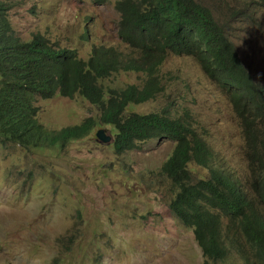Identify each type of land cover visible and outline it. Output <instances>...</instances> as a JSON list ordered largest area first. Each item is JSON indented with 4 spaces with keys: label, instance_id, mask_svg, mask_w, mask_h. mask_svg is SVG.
Here are the masks:
<instances>
[{
    "label": "rangeland",
    "instance_id": "rangeland-1",
    "mask_svg": "<svg viewBox=\"0 0 264 264\" xmlns=\"http://www.w3.org/2000/svg\"><path fill=\"white\" fill-rule=\"evenodd\" d=\"M200 1L226 23L245 65L264 82V0ZM5 2L22 40L41 33L57 46L77 49L84 59L95 44L130 51L118 36L116 0ZM164 72H169L165 95L132 103L130 110L148 114L176 105L175 112L190 113L208 130L223 167L253 194L250 181L258 160L250 155L230 100L192 56L171 53ZM142 75L120 72L112 84H140ZM37 105L50 129L99 117L97 106L82 97L56 95ZM101 128L113 134L110 126L98 125L64 147L0 141V264H56V258L64 259L61 264H204L192 229L171 209L173 188L160 171L175 142L154 139L119 155L113 141L98 139ZM191 171L194 177L210 176L196 163Z\"/></svg>",
    "mask_w": 264,
    "mask_h": 264
},
{
    "label": "trees",
    "instance_id": "trees-1",
    "mask_svg": "<svg viewBox=\"0 0 264 264\" xmlns=\"http://www.w3.org/2000/svg\"><path fill=\"white\" fill-rule=\"evenodd\" d=\"M115 8L118 36L130 51L95 44L84 59L77 49L57 46L41 33L22 40L13 30L8 5L0 0V141L64 147L107 125L121 155L142 142L173 139L175 148L160 171L173 188L171 209L192 229L204 264H264V83L245 65L226 23L202 1L116 0ZM171 53L197 59L232 103L250 155L258 160L250 181L253 194L223 167L208 130L190 113L175 112L176 105L148 114L130 110L132 103L165 95L169 72L164 63ZM120 72L143 73V82L105 84ZM56 95L83 97L97 106L99 117L48 129L38 122L35 105L39 97ZM193 163L207 168L210 176L194 177ZM64 249L72 251L71 246Z\"/></svg>",
    "mask_w": 264,
    "mask_h": 264
},
{
    "label": "clouds",
    "instance_id": "clouds-1",
    "mask_svg": "<svg viewBox=\"0 0 264 264\" xmlns=\"http://www.w3.org/2000/svg\"><path fill=\"white\" fill-rule=\"evenodd\" d=\"M115 76V75H114ZM114 76H112L111 77V79H108L107 81H105V84H107V85H109L112 81H114ZM264 83V82H263ZM79 97V96H78ZM41 97H39L38 98V100L40 99ZM51 98H53V97H51ZM70 98V97H69ZM83 98V97H82ZM41 99H50V98H41ZM37 100V101H38ZM36 107H37V115H36V118H37V120H38V122L40 123V124H42L43 126H46L47 127V125L44 123V122H42L41 120H40V117H39V106L37 105V102H36V105H35ZM66 127V126H65ZM111 127V126H110ZM48 128V127H47ZM48 129H50V128H48ZM61 129V128H60ZM102 129V128H101ZM106 129V128H105ZM54 130H57V129H54ZM100 130V129H99ZM111 130H112V127H111ZM108 131V130H107ZM108 133L109 134H111L109 131H108ZM114 134V133H113ZM112 134V136H113V141H114V135ZM169 139V138H168ZM171 140H173V139H171ZM174 141V140H173ZM175 142V141H174ZM20 145V144H19ZM176 145V144H175ZM22 146V145H21ZM25 147V146H24ZM27 148H31V147H27ZM37 148V147H36ZM44 148V147H43ZM256 168V166H253V169H255Z\"/></svg>",
    "mask_w": 264,
    "mask_h": 264
},
{
    "label": "water",
    "instance_id": "water-1",
    "mask_svg": "<svg viewBox=\"0 0 264 264\" xmlns=\"http://www.w3.org/2000/svg\"><path fill=\"white\" fill-rule=\"evenodd\" d=\"M98 139L103 143H111L113 141L112 134H109L107 129L102 128L97 132Z\"/></svg>",
    "mask_w": 264,
    "mask_h": 264
},
{
    "label": "bare ground",
    "instance_id": "bare-ground-1",
    "mask_svg": "<svg viewBox=\"0 0 264 264\" xmlns=\"http://www.w3.org/2000/svg\"><path fill=\"white\" fill-rule=\"evenodd\" d=\"M13 27V26H12ZM216 150V149H215ZM163 170V169H162ZM173 205V204H172ZM175 212V211H174ZM177 215V214H176ZM182 221V220H181Z\"/></svg>",
    "mask_w": 264,
    "mask_h": 264
}]
</instances>
